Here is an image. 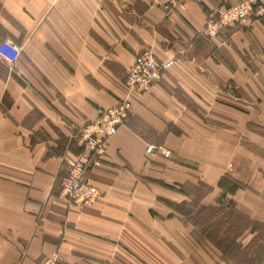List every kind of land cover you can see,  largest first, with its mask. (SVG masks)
<instances>
[{
	"label": "crops",
	"instance_id": "1",
	"mask_svg": "<svg viewBox=\"0 0 264 264\" xmlns=\"http://www.w3.org/2000/svg\"><path fill=\"white\" fill-rule=\"evenodd\" d=\"M226 1L0 0V43L20 49L13 64L0 58V264L55 252L57 264H264V23L203 38ZM143 51L172 65L129 90ZM124 101V124L84 174L99 198L68 206L59 186L78 129ZM225 175L245 187L224 197ZM200 184V205L233 214L208 222H222L219 238L239 228L234 253L199 241L181 214L194 198L180 190Z\"/></svg>",
	"mask_w": 264,
	"mask_h": 264
},
{
	"label": "built area",
	"instance_id": "2",
	"mask_svg": "<svg viewBox=\"0 0 264 264\" xmlns=\"http://www.w3.org/2000/svg\"><path fill=\"white\" fill-rule=\"evenodd\" d=\"M182 0H152L156 6L172 9ZM246 22L264 23V0H232L222 3L208 19L201 30V36L207 40L217 38L228 30L241 26ZM20 55V49L12 42L0 43V58L13 64ZM172 61L159 62L149 51L137 55L126 70L124 85L129 90L147 91L151 86L159 84ZM130 103L124 101L110 108H98L94 119L86 122L78 129L77 145L80 152L69 166L66 176L60 182V196L68 206L81 208L95 202L99 190L84 179L86 170L106 152L111 138L117 133L126 120ZM147 147L146 153L153 151ZM158 152L169 157V152L159 148ZM58 253H53L42 264H57Z\"/></svg>",
	"mask_w": 264,
	"mask_h": 264
},
{
	"label": "trees",
	"instance_id": "3",
	"mask_svg": "<svg viewBox=\"0 0 264 264\" xmlns=\"http://www.w3.org/2000/svg\"><path fill=\"white\" fill-rule=\"evenodd\" d=\"M218 187L223 191L224 197L225 195H232L238 189H242L245 185L237 181L229 175H225L219 182ZM210 191L208 186L200 184L194 190V193L197 195L194 197V201L188 204V207L191 209L190 213H186V219L194 226L199 232L201 240H207L214 244V246L222 251L224 255L230 254L234 250V240L232 236H234L237 231H239L238 227L235 225H231L228 233L225 234L223 238H219V236H215L216 230L218 231L222 222L210 224L209 220H212L213 217L219 216L223 214L227 217V222L230 221L229 215H233L232 213H225L223 204L220 203L218 206H203L199 204V201L203 197V195L207 194ZM195 195V194H194ZM218 222V221H217ZM236 223V221L234 222ZM215 224V225H214ZM214 236L216 238H214Z\"/></svg>",
	"mask_w": 264,
	"mask_h": 264
},
{
	"label": "rangeland",
	"instance_id": "4",
	"mask_svg": "<svg viewBox=\"0 0 264 264\" xmlns=\"http://www.w3.org/2000/svg\"><path fill=\"white\" fill-rule=\"evenodd\" d=\"M181 192H185V193H188V194H191V196L194 198L197 194L194 193V191L190 188V187H184V189H181L180 190ZM195 194V195H194ZM191 210H188V209H182L181 210V214L186 218V213H190ZM225 212V211H224ZM225 213H228V212H225ZM242 223L239 224V227H241ZM195 236L196 238L199 240V241H202L200 235H199V232L196 230L195 232ZM234 253V252H233ZM232 253V255H233ZM234 256V255H233ZM228 256H225V258L227 260H229L230 258H227Z\"/></svg>",
	"mask_w": 264,
	"mask_h": 264
}]
</instances>
